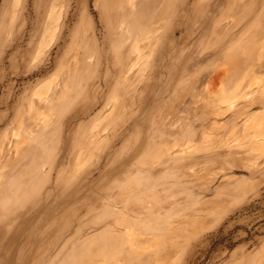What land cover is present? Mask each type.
<instances>
[{"label":"rangeland","instance_id":"rangeland-1","mask_svg":"<svg viewBox=\"0 0 264 264\" xmlns=\"http://www.w3.org/2000/svg\"><path fill=\"white\" fill-rule=\"evenodd\" d=\"M118 2L0 0V264H264V0H138L133 70Z\"/></svg>","mask_w":264,"mask_h":264},{"label":"bare ground","instance_id":"bare-ground-1","mask_svg":"<svg viewBox=\"0 0 264 264\" xmlns=\"http://www.w3.org/2000/svg\"><path fill=\"white\" fill-rule=\"evenodd\" d=\"M118 5L121 8V23L119 24V31H118V35L116 37V39L113 41L114 46L113 49L119 50L121 53L125 51V49L128 47V44H132L133 50L135 52V54L137 55L136 59L132 62V64L130 65V70L136 66V63L138 62V59L140 58V55L142 54V48L143 45L150 41L151 39V32H153L152 30H150L151 27L154 26H148V22L146 23V21L142 20L139 18V16H137L135 10L137 7V1L138 0H118ZM60 13L57 12L56 16L59 15ZM60 16V15H59ZM59 16L56 17V19L60 18ZM132 18L134 20V25H129L128 24V20ZM55 21V19H54ZM154 23V21H153ZM55 31V30H54ZM53 31V33H54ZM112 34H114L116 32V29L112 26H110V30H109ZM97 36V35H96ZM116 36V35H113ZM151 52V51H150ZM148 52L147 55H150L151 53ZM143 55V54H142ZM145 55V56H147ZM90 58V57H89ZM88 58V59H89ZM129 70V71H130ZM126 74V73H125ZM128 74V73H127ZM47 84V83H46ZM45 85V82L43 84H41V86L43 87ZM46 87V85H45ZM39 89V88H38ZM45 91V88H43ZM42 89V91H43ZM40 89L37 90L38 95L41 93H39ZM44 92H42L43 94ZM45 95V94H43ZM41 98V96H40ZM113 100V99H112ZM40 101V99H39ZM115 101V100H114ZM229 103V102H228ZM226 102V104H228ZM107 104V103H106ZM105 104V105H106ZM108 105V104H107ZM109 106V105H108ZM228 106V105H227ZM230 106V105H229ZM230 108V107H228ZM252 108V107H251ZM258 116V120L256 122V128L254 130V132L251 134V136L253 137H257V139L262 140L264 139V110L263 112H259V114H257ZM66 117V115H65ZM47 120V119H45ZM131 122V121H130ZM251 122L250 118H247L245 124L248 125ZM46 123V122H45ZM95 124V123H94ZM95 126V125H92ZM92 128H90L91 130ZM234 129V127H233ZM125 130V129H124ZM244 135V134H243ZM250 137V136H249ZM254 142V141H253ZM255 143V142H254ZM253 143V144H254ZM261 143H264L263 141H261ZM260 144V143H259ZM261 146L262 149V145H258ZM253 148V147H252ZM89 155V154H88ZM134 232V231H133ZM130 233V232H129ZM139 233V232H138ZM132 236V235H131ZM133 238V237H132ZM141 238V237H140ZM138 238V239H140ZM129 239H130V235H129ZM142 239V238H141ZM133 240V239H132ZM131 240V241H132ZM134 241V240H133ZM132 241V242H133ZM143 241V240H142ZM139 242V241H138ZM141 242V241H140ZM136 246V245H135ZM140 248V247H138ZM144 248V247H142ZM146 248V246H145ZM141 249V248H140Z\"/></svg>","mask_w":264,"mask_h":264}]
</instances>
